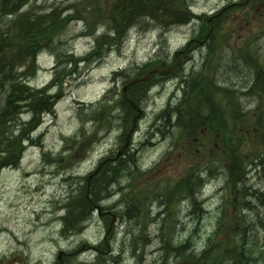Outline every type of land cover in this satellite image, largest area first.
<instances>
[{
	"label": "rangeland",
	"instance_id": "374dc122",
	"mask_svg": "<svg viewBox=\"0 0 264 264\" xmlns=\"http://www.w3.org/2000/svg\"><path fill=\"white\" fill-rule=\"evenodd\" d=\"M36 2L39 7L74 6L72 14L76 18L66 17L68 26L58 46L47 48L39 60L40 71L31 81V86L44 89L59 73L57 88H51L49 94L54 96L62 91L63 99L56 106L45 100L56 114L48 112L42 121H33V114L26 111L22 120L31 124L26 128L30 140L25 144L23 159L16 168L0 170V264H193L183 252L167 256L169 252L162 242L167 238L177 245L191 241L202 251L208 249L203 241L211 235L215 240L210 242L209 250L213 243L228 245L230 257L226 260L233 263L234 258L239 259L236 251L245 250L236 235L247 232L255 234V238L249 249L252 260L243 264H264V87L258 84L252 60L257 59L264 69V11H254L245 0H165L164 15L156 19L141 17L138 30L123 45L103 49L98 48L96 37L88 38L85 32L96 28L103 33L109 22L122 23L121 13L127 16L129 12L122 11L120 0ZM179 2L181 7H177ZM231 2L214 22L213 40L206 46L197 45L194 54L189 53L190 57L193 54L195 65L184 66L175 76H187L193 81L202 72L227 89L218 96L213 92L199 99L194 94L191 102L186 99L182 105L183 99H171L172 88L181 87L180 80L167 87L159 86L154 96L144 102L141 127L124 148L129 149L128 153L119 156L125 137L118 126L123 114L128 119L134 111L123 109L120 98L127 80L117 79L114 73L123 69L130 74L140 66L150 71L157 62H151L155 58L176 61L175 52L198 35L200 26H180L183 10L193 4L195 13H214ZM69 57L79 59L76 70L67 63ZM175 77L167 76L156 84L164 85ZM154 82L155 79L150 80L143 87ZM183 86L181 89H186ZM138 87H131L130 93L137 92ZM107 93H113L115 101L104 107L101 114L99 102ZM182 95L183 92L179 96ZM5 101L6 93L0 91V108ZM178 102L180 116L177 107H171ZM91 110L99 113V123L86 127L91 121ZM113 127L115 136L111 135ZM82 130L85 134L80 133ZM77 134L79 140L74 141ZM91 144L94 148L88 152ZM116 157L122 159L119 169H114ZM103 159L106 162L102 175L111 172L114 181L122 180L121 185L113 182L116 186L110 188L111 200L104 204L118 213L117 225L106 243L111 218H101L95 212L80 233L64 234L63 222L58 217L66 212L60 209L86 185L85 178ZM135 163L141 167L140 173L132 171ZM247 169L248 179L235 191L240 174ZM121 170L129 182L119 176ZM194 170L206 176L199 183L203 191L199 200L202 210L196 211L191 199L172 203L167 194H162ZM199 184L193 181L195 189H199ZM244 188L256 205L251 218L257 226L247 232L238 226L245 209L238 193ZM94 196H99V192ZM134 197L141 205L139 209L127 206V201ZM252 209L253 206L248 210ZM125 212V218L138 216L137 222L130 223L122 217ZM160 212L163 218L156 222L147 220ZM133 233L140 241L134 240ZM90 245L93 249L88 248ZM216 253L211 252L214 257ZM222 255L219 251L217 257Z\"/></svg>",
	"mask_w": 264,
	"mask_h": 264
},
{
	"label": "trees",
	"instance_id": "16d2710c",
	"mask_svg": "<svg viewBox=\"0 0 264 264\" xmlns=\"http://www.w3.org/2000/svg\"><path fill=\"white\" fill-rule=\"evenodd\" d=\"M120 4H123L122 11L129 13L127 16L121 13L122 23L112 21L110 25L118 33L119 38L127 26L137 22L141 17L150 16L156 19L166 9L165 0H120ZM38 10L34 0H1L0 2V90L7 93L5 106L0 110V169L6 166H16L24 152V140L28 138L26 128L31 123H21L20 115L25 111L48 110L45 103L46 98L39 91L30 88L28 80L37 69L38 53L45 48L59 44L60 36L68 26V21L62 17L61 10L63 9L57 8L45 15H41ZM105 40L108 41L109 38L106 37ZM252 60L256 68L258 84L264 86V71L259 67L256 59ZM42 105L45 108H42ZM114 169L119 168L114 167ZM103 173L97 174L91 180L90 186L87 184L82 187L80 196L70 198L65 203L66 215L63 218L65 231H80L85 221L91 217L93 203L109 196V185L113 177L105 178ZM244 174V171L240 174L235 191L241 188V183L244 181V176L241 175ZM96 191L99 192L97 197L94 196ZM196 193L198 192L194 190L190 179L187 178L175 188V191H169L168 196L172 200L175 196L186 194L194 199L195 209H198ZM246 204L248 202H244L248 209L251 205L253 206V204L250 206ZM246 216L251 217L249 214L243 215L238 225L245 230L256 227L255 220L251 218V221L247 223ZM253 235L255 238V234ZM239 236L242 237L243 234ZM226 247L228 245L217 244L200 256L193 255V258L200 264L203 261L209 264H239V261L243 264L245 262L243 251H236L239 259L234 258L233 263L228 262L226 259L230 257V251ZM219 251L223 252L222 261L220 257H217ZM211 252H217L216 256L214 257Z\"/></svg>",
	"mask_w": 264,
	"mask_h": 264
},
{
	"label": "bare ground",
	"instance_id": "6f19581e",
	"mask_svg": "<svg viewBox=\"0 0 264 264\" xmlns=\"http://www.w3.org/2000/svg\"><path fill=\"white\" fill-rule=\"evenodd\" d=\"M134 27H135V29L138 30L139 23H136ZM114 75H115V73H114ZM143 86H146V85L142 84L140 87L137 86L138 87L137 92H134V93L131 92V93L124 94L123 109L125 111L128 110V109H131L132 106L139 99H141L143 97H146L148 95L149 90H150V86H147L145 88ZM188 89H189L190 95L196 94L199 97H202V95H203L202 91L200 90V87H198V86L194 87L192 84H189ZM106 97H108V93H107ZM42 108H45V106L42 105ZM122 120L123 121L121 122V124H119L118 129L121 132V136L125 137V139H127L128 137L132 136L134 131L133 130H127L128 129V123H127L126 119H124V114H123V119ZM113 128L110 130V132H112ZM115 129H116V127L114 128L113 133H111L112 136H115V133H116V132H114ZM18 133H20V129H18ZM126 151H128V150H121L120 152L119 151L118 152H119V154H121V153H124ZM125 159H127V158H125ZM262 170L264 172V167L262 168ZM135 171H136V169H135V167H133V172H135ZM123 172L124 171L120 172V174H119V176L121 175L120 177H122L124 175ZM103 176L105 178H108V177L111 176V173H105ZM241 176H244V175H241ZM72 186H75V184H73ZM119 191H120V188H119ZM80 194H81V188L79 189L78 193L76 195L72 196L71 198H76V197L80 196ZM238 198L240 200H242L243 202H248V204H246L248 206H250L251 204H255V200L251 197L249 191L246 188H244V189L239 191ZM127 206L131 207L133 209H139L141 207L140 203L137 202V198H135V197L132 198L130 201H127ZM245 208H247V207L245 206ZM255 208L256 207H254V209L250 210L249 213H251L253 210H255ZM163 216L164 215H162V214H154V215L148 217L147 220L149 222H156V220H159V219L163 218ZM137 217L138 216H128L125 219H128L130 221V223H131L132 221H136L137 222V219H138ZM246 220H247V223H249L251 221V217L250 216H246ZM116 225H117V223L115 224V226ZM221 226L222 225H217V229H219ZM132 235H133L134 240H136V242L140 241V237L138 235H136L135 233H133ZM253 238H254L253 233H249L248 232L246 235L243 234V236L239 240V244L243 242V245H240V246H242L243 249H245L243 251V253L245 252V261H247V262L252 260V257H250L251 253H250L249 249L251 247ZM162 246H163L164 250H167L169 252L168 255H167L169 257L175 255L178 252V245L176 243L171 242V240L168 239V238L162 242Z\"/></svg>",
	"mask_w": 264,
	"mask_h": 264
},
{
	"label": "flooded vegetation",
	"instance_id": "af4514ba",
	"mask_svg": "<svg viewBox=\"0 0 264 264\" xmlns=\"http://www.w3.org/2000/svg\"><path fill=\"white\" fill-rule=\"evenodd\" d=\"M188 49H189V46H188V48H186V49H182V50L180 51V54L183 55L182 58H183L184 61H186V52L188 51ZM134 119H135V117H134ZM134 119H133V126L135 127ZM128 122H129V121H128Z\"/></svg>",
	"mask_w": 264,
	"mask_h": 264
},
{
	"label": "water",
	"instance_id": "95a60500",
	"mask_svg": "<svg viewBox=\"0 0 264 264\" xmlns=\"http://www.w3.org/2000/svg\"><path fill=\"white\" fill-rule=\"evenodd\" d=\"M114 221H115V219H114Z\"/></svg>",
	"mask_w": 264,
	"mask_h": 264
}]
</instances>
